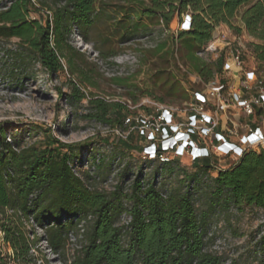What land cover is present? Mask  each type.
Returning <instances> with one entry per match:
<instances>
[{
  "label": "trees",
  "instance_id": "1",
  "mask_svg": "<svg viewBox=\"0 0 264 264\" xmlns=\"http://www.w3.org/2000/svg\"><path fill=\"white\" fill-rule=\"evenodd\" d=\"M8 1L11 3L3 2L6 7L0 10V39L16 38L17 46L35 56L49 73L63 70L62 57L67 59L70 73L76 72L68 44L74 28L107 59L117 55L120 44L133 40L152 23L169 28L175 19L180 24L183 14L189 13V28L178 29L176 36L185 50L184 59L208 82L226 83L222 78L225 54L221 52L209 62L198 52L214 38L216 26L228 24L241 6H245L239 14L241 23L256 40L250 44L251 50L264 64V0H40L38 5L32 0ZM41 8L50 12L39 18L30 16ZM164 47L163 42L156 44L153 51L162 52ZM169 53L174 55L173 50ZM177 85L182 89L179 82ZM73 89L79 99L84 97L75 84ZM184 97L196 102L194 97ZM88 108V117L112 128L122 127L129 115L135 116L124 102L94 94L88 99ZM151 113L157 115L158 111L147 114ZM126 125L137 128L134 120ZM43 132L41 141L24 145L7 140L0 127V264H35L29 252L39 238L34 227L26 228L30 217L43 230L41 238L48 247L60 252L66 247L68 233L77 230L79 221L88 215L92 218L85 222L82 244L70 264H225L223 256L210 248V215L217 203L225 197L223 202L228 199L236 207L264 209L263 147H248L223 167L213 161L208 145L209 155L190 159L196 171L186 176L185 188L164 196L155 182L145 183L140 175L127 190L122 184L111 191L91 187L86 182L87 170L80 168V176L72 170L71 153L77 144L56 138L51 129ZM191 137L202 140L199 133ZM117 141L128 149L136 148L132 136ZM142 148L143 144L137 149ZM160 153L158 149V156L148 160L169 165L178 157L167 152L168 159L160 160ZM202 172L215 175L210 176L212 191L206 206L198 208L192 191ZM9 208L13 213H7ZM123 214L130 217L128 223L121 222Z\"/></svg>",
  "mask_w": 264,
  "mask_h": 264
},
{
  "label": "rangeland",
  "instance_id": "2",
  "mask_svg": "<svg viewBox=\"0 0 264 264\" xmlns=\"http://www.w3.org/2000/svg\"><path fill=\"white\" fill-rule=\"evenodd\" d=\"M244 7L238 9L228 24L216 26L214 36L219 38L215 40L218 49L198 55L210 62L221 52L225 54L222 78L229 86L221 90V94H213L211 81L192 71L184 59L185 50L176 38L177 19L169 28H164L162 23H152L133 40L120 44L117 55L107 59L99 56L93 41H84L74 28L68 36L76 70L73 74L65 57L61 58L63 70L49 73L35 56L17 46L16 38L0 39V127L7 140L24 145L41 141L44 129H51L52 134L64 142L77 144L71 153L73 170H87L86 182L99 190L111 191L116 184H122L127 190L137 175L145 183L155 182L164 193L183 190L186 176L196 171L189 155L178 156L169 165L149 161L142 150L137 149L144 144V140L137 137L138 129L126 123L112 128L88 117V99L94 94L124 102L133 116L168 108L174 112L173 122L181 129L185 128L189 111H198L211 117L210 123H201L210 130L203 139L207 143L213 138L212 131H221L236 143L249 126L264 127L258 111L248 115L244 109L254 96L257 80L264 78V64L256 60L250 46L256 40L246 32L240 20ZM47 13L46 8H41L30 12V16L39 18ZM224 36L229 44L221 41ZM162 42L164 50L155 53L154 47ZM236 45L242 48L241 66L231 59L230 51ZM171 50L173 56L169 53ZM64 52L69 55L68 50ZM172 83L176 88L171 87ZM73 84L84 97L75 96ZM197 90L206 97L205 102L196 104L186 100L185 94L193 100ZM241 95L248 96L246 102L240 101ZM151 121L154 120L151 118ZM152 127L151 122L146 125L148 129ZM127 135L133 137L136 148L128 149L117 141ZM259 147L264 148V141L254 146ZM212 150L217 165L225 167L232 161L216 147ZM214 175L215 172H202L193 184V200L198 208L208 202ZM224 199L222 197L210 215L213 236L210 248L223 256L225 264H264V209L255 205L236 207L227 198L223 202ZM29 226L34 227L27 224V230ZM34 230L39 240L35 251L29 254L35 264H70L78 248L76 245L82 244V238L69 240L63 251L55 252L41 238L43 230L38 226Z\"/></svg>",
  "mask_w": 264,
  "mask_h": 264
},
{
  "label": "built area",
  "instance_id": "3",
  "mask_svg": "<svg viewBox=\"0 0 264 264\" xmlns=\"http://www.w3.org/2000/svg\"><path fill=\"white\" fill-rule=\"evenodd\" d=\"M40 0H32L33 3L38 5V2ZM50 1V0H47ZM3 2H6L7 5H9L11 2L8 0H0V10L4 9L6 6H2ZM48 13L50 11H47ZM191 22V16L189 13L183 14V18L178 26V29H188ZM219 40L218 37H215L202 49L198 52L199 55L205 52H210L213 50L218 49V44H216L215 40ZM226 39L227 37H222V42L224 44H229ZM241 46L236 45L234 48L231 49V59L237 66L242 65V54H241ZM241 83H245V80H240ZM239 82V83H240ZM213 87V94L214 92H217L219 94L221 90L228 88L227 82L222 83L219 80L211 81ZM246 85L244 84L243 90L246 89ZM254 96L246 105L245 111L248 115L254 113L255 111L259 112V116L262 117L264 121V84L263 79L257 80V84L254 86ZM244 95V94H243ZM240 96V101L246 102L248 99V96ZM193 97L196 100V104H200L205 102V96L201 94V92L194 91ZM158 114L155 115L153 113L146 114V115H137V116H128L125 119L126 124H130L132 120L135 121L137 124L138 133L142 136H144V144L142 148L143 156L146 159H155L158 155V149L160 150L159 158L160 160H167V152H172L175 156H183V155H189L191 160L196 159L197 157L201 156H207L210 154V151L213 153L212 148L216 147L217 151L223 153L224 155L229 156L232 161H234L236 158L241 156L244 149L248 147H254L262 144L264 141V127H261L259 125L255 126H249L247 128V131L243 132L238 142L234 143L230 141L227 137V135L221 131H215L211 132L213 134V138L210 139V142L207 143L203 139L206 137L205 135L210 133V130L208 127L201 126L203 124L201 123H210L211 117H209L206 114L200 113L195 110L189 111L187 123L185 124V128L181 129L180 126H178L176 123L173 122L174 120V112H171L168 108H160L158 110ZM151 118L154 120L151 121ZM151 122L152 128L148 129L146 128V125ZM200 123V124H199ZM199 127H201L199 129ZM199 133V135L202 136V140H199L196 142L194 139H192L191 135ZM184 135H187L188 139L185 142V146L182 145L183 143V137ZM210 146V151L207 146ZM73 170V167H72ZM73 172L80 176L79 172H76L73 170ZM165 196V193L163 194ZM7 213L11 214L13 213L12 209H7ZM91 215H88L86 218H83L79 221L77 224V230H72L68 233V241L73 240L75 241L77 238H82V233L84 232L85 228V222L86 220L91 219ZM130 220V217L126 214H123L121 216V222L128 223ZM28 224L36 226V223L34 222L33 218L30 217ZM32 237V235H31ZM78 241H81L78 239ZM37 247V245H35ZM35 246H32L30 251H35ZM78 248L81 246V244L76 245Z\"/></svg>",
  "mask_w": 264,
  "mask_h": 264
},
{
  "label": "clouds",
  "instance_id": "4",
  "mask_svg": "<svg viewBox=\"0 0 264 264\" xmlns=\"http://www.w3.org/2000/svg\"><path fill=\"white\" fill-rule=\"evenodd\" d=\"M187 139H188L187 135H184V137H183V143H182L183 146H185V142L187 141Z\"/></svg>",
  "mask_w": 264,
  "mask_h": 264
}]
</instances>
